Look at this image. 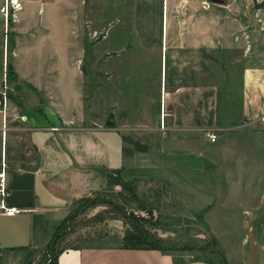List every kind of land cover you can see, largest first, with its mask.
I'll list each match as a JSON object with an SVG mask.
<instances>
[{
    "label": "crops",
    "instance_id": "1",
    "mask_svg": "<svg viewBox=\"0 0 264 264\" xmlns=\"http://www.w3.org/2000/svg\"><path fill=\"white\" fill-rule=\"evenodd\" d=\"M15 1L19 8L10 10L13 22L0 31V77L5 75L7 99L11 98L9 92L18 99L19 118L28 126L26 136L34 164L5 170V203L24 211L11 217L0 213V264H23L25 250L47 243L71 205L102 191L106 176L123 166L119 128L83 127L84 49L80 39L85 28L88 35L104 31L103 60L94 61L93 66L103 68L105 115L126 110L128 116H140L151 102L154 111L148 115L166 121L169 133L215 136L213 143L205 135L199 138L202 152L189 158L196 169L199 163L222 171L216 176L224 180L222 187L202 195L217 197L208 203L217 212L216 226L240 229L237 264H264V50L258 48L254 55L251 42L244 39L249 36L247 19L233 10L239 3L259 7L264 0H126V42L122 35L109 39L106 29L111 19L102 26L97 24L101 27L97 29L96 18L100 16L92 10L95 19L83 14L81 25L68 29L75 43L54 49L57 55L53 63L35 62L33 67L40 69L35 72L31 63H24L30 71L18 63L19 52L34 51L32 43H25L22 49L18 42L20 23L28 19V12L50 17L55 11L78 19L80 11L86 13L96 4H104V12L114 14L125 0H87V5L83 0ZM243 15L248 16V12ZM256 16L263 20L264 12ZM254 32L252 36L259 37L257 43L264 45V32ZM229 55L238 58L242 69L237 113L234 119L225 120L217 115L218 85L212 72L217 67L221 70ZM47 67L53 70H44ZM26 89L29 92L22 93ZM4 137L0 121V155L7 165ZM206 150L217 155L207 156ZM200 171L206 174L204 168ZM56 264L212 263L181 260L160 249L118 245L67 250L59 254Z\"/></svg>",
    "mask_w": 264,
    "mask_h": 264
},
{
    "label": "rangeland",
    "instance_id": "2",
    "mask_svg": "<svg viewBox=\"0 0 264 264\" xmlns=\"http://www.w3.org/2000/svg\"><path fill=\"white\" fill-rule=\"evenodd\" d=\"M83 4L87 5V0H83ZM5 6L8 9L7 13L4 11ZM105 8L104 4H96L95 8L94 5H90L88 12L80 11L78 19L55 11L50 17L28 12V19L20 23L18 42L22 49L25 43H32L34 51L19 52L21 59L18 63L24 67V71H30L24 63H31V70L35 72L40 71L33 67L35 62H55L57 51L54 49L75 43V37H72L68 29H76V26L81 25L83 14L87 17L88 13L91 20L95 19L92 10L97 13V17L100 16L99 19L96 18V24L94 23L97 29L100 30L101 23L111 19L106 29L109 39L114 40L115 36L122 35L126 42L128 32L126 0L114 14L104 12ZM235 8L234 13H239L247 19L249 31L247 29L246 31L249 36L244 39H249L251 50L257 55L254 50L258 48L264 50V45L257 43L259 37L252 36L251 33L255 34L254 30L264 32L260 30L264 29V19L256 16V13L264 12V5L251 7L250 4L239 3ZM247 12L248 16H244L243 14ZM38 18L40 20H37ZM13 19L9 4L5 5L2 2L0 31L8 29ZM99 23L100 25H97ZM103 34L104 31L101 30L98 34L88 35L85 28V35L80 39V46L84 49L83 127L119 128L123 144V166L107 175L106 187L102 191L71 205L63 224L47 243L25 250L23 264H49L52 253L57 249H62V253L81 247L107 248L122 245L123 231L132 228L134 223L141 229L143 239L150 242L152 249L177 255L181 260L198 259L212 264H237L236 239L240 229L216 226L217 212L213 211V206L209 205L210 208L208 203L217 197L202 195L205 191L214 192L218 185L222 187L224 180L216 178L222 175L220 173L222 171L215 166L207 169L199 163H197L199 169H196V164L193 161L190 163L189 159L199 156L202 152L198 141L199 138H204L206 133H200L199 136L169 133L165 127L166 121H161L162 118L158 115L154 117L148 115L149 111H154L149 101L150 108L148 104L145 105L140 116H128L127 113L124 114L126 110L123 114L116 112L112 114L108 111L105 115L103 112V68L93 66L94 61L102 63L103 60ZM121 40L123 39H119ZM9 44L7 41V48ZM93 47L96 48L95 51ZM241 67L238 58L229 55L223 61L221 70L217 67V71L212 72L218 85V118L226 120L234 119L236 116ZM47 69L53 70L49 67L44 70ZM136 70L130 68L129 71ZM10 84L9 87L12 88ZM130 86L132 85L126 84V87ZM28 92L27 89L22 90V93ZM9 93L11 98L7 99L5 115L0 113L1 133L5 136L4 153L7 167L8 169L32 167L34 152L27 142L28 126L19 118L18 99L14 92ZM66 105L65 102L62 103L63 109H66ZM93 107L96 108L95 112ZM99 107L101 110L97 109ZM205 153L207 156L217 155L213 151L206 150ZM200 168H204L206 174H200L202 173ZM95 215H98L96 219Z\"/></svg>",
    "mask_w": 264,
    "mask_h": 264
},
{
    "label": "built area",
    "instance_id": "3",
    "mask_svg": "<svg viewBox=\"0 0 264 264\" xmlns=\"http://www.w3.org/2000/svg\"><path fill=\"white\" fill-rule=\"evenodd\" d=\"M5 5L9 4V10H16L19 8L18 4H16L15 0H4ZM5 13H7L8 9L5 6ZM5 80V75L2 78V86L0 87V113L3 114L5 112L7 106V95L5 93V84L3 81ZM205 137L208 142L213 143L215 140V136L210 133H206ZM7 169V165L4 160V155L1 153L0 155V213L4 216L11 217L17 214L22 213L24 210L18 207L7 206L5 203V198L7 197V188L5 184V170Z\"/></svg>",
    "mask_w": 264,
    "mask_h": 264
},
{
    "label": "trees",
    "instance_id": "4",
    "mask_svg": "<svg viewBox=\"0 0 264 264\" xmlns=\"http://www.w3.org/2000/svg\"><path fill=\"white\" fill-rule=\"evenodd\" d=\"M114 208L115 207H113V209ZM97 216L98 215H95L94 219H96ZM130 216L133 217L132 214ZM63 222L61 224H63ZM60 225L56 227L53 236L57 233ZM142 234L143 232L141 231V229L136 225V223H134V225H132V228L128 230L125 229L123 231L122 236H121L122 247L129 248V249H152L150 248V242H148L146 239H143ZM61 251L62 249H57L52 253L51 258L49 260V264H56L57 257L59 256Z\"/></svg>",
    "mask_w": 264,
    "mask_h": 264
},
{
    "label": "bare ground",
    "instance_id": "5",
    "mask_svg": "<svg viewBox=\"0 0 264 264\" xmlns=\"http://www.w3.org/2000/svg\"><path fill=\"white\" fill-rule=\"evenodd\" d=\"M17 4V3H16Z\"/></svg>",
    "mask_w": 264,
    "mask_h": 264
}]
</instances>
